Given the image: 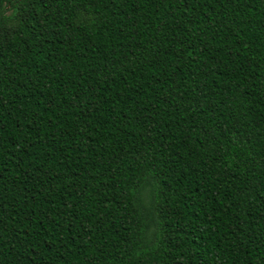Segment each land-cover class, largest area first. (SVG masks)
Returning <instances> with one entry per match:
<instances>
[{"label": "trees", "instance_id": "obj_1", "mask_svg": "<svg viewBox=\"0 0 264 264\" xmlns=\"http://www.w3.org/2000/svg\"><path fill=\"white\" fill-rule=\"evenodd\" d=\"M0 264H264V0H0Z\"/></svg>", "mask_w": 264, "mask_h": 264}]
</instances>
